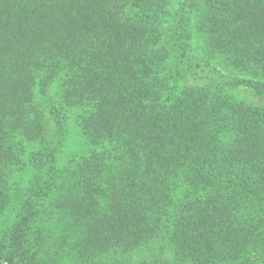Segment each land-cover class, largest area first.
<instances>
[{"label": "trees", "instance_id": "obj_1", "mask_svg": "<svg viewBox=\"0 0 264 264\" xmlns=\"http://www.w3.org/2000/svg\"><path fill=\"white\" fill-rule=\"evenodd\" d=\"M0 0V264H264V0Z\"/></svg>", "mask_w": 264, "mask_h": 264}, {"label": "rangeland", "instance_id": "obj_2", "mask_svg": "<svg viewBox=\"0 0 264 264\" xmlns=\"http://www.w3.org/2000/svg\"><path fill=\"white\" fill-rule=\"evenodd\" d=\"M179 0H175L173 2V5L172 6H176V4L178 3ZM240 94L243 96V98H245L247 101H250V102H254L255 104H262L264 105V99H261V98H257L255 96H252L249 92L247 91H240Z\"/></svg>", "mask_w": 264, "mask_h": 264}]
</instances>
